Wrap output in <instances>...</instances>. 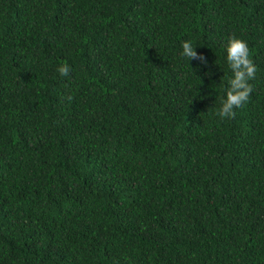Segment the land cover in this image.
Segmentation results:
<instances>
[{"label":"trees","instance_id":"trees-1","mask_svg":"<svg viewBox=\"0 0 264 264\" xmlns=\"http://www.w3.org/2000/svg\"><path fill=\"white\" fill-rule=\"evenodd\" d=\"M0 264H264V0H0Z\"/></svg>","mask_w":264,"mask_h":264},{"label":"clouds","instance_id":"clouds-1","mask_svg":"<svg viewBox=\"0 0 264 264\" xmlns=\"http://www.w3.org/2000/svg\"><path fill=\"white\" fill-rule=\"evenodd\" d=\"M223 47L226 51L227 67L231 74L227 77L226 83L222 85L223 95L219 100L216 113L221 118L230 119L236 115L235 109L248 100L253 87L250 81L256 76L257 65L251 57L248 42L242 37L229 35ZM179 55L187 58L188 63L190 59H199L207 63L206 57L202 52L196 51V44L191 39L181 40ZM57 71L61 75H67L70 68L67 64L61 63L57 66ZM210 71L206 70V73Z\"/></svg>","mask_w":264,"mask_h":264}]
</instances>
